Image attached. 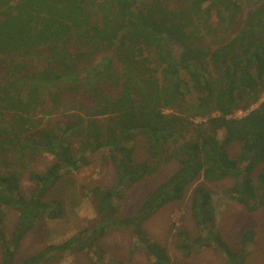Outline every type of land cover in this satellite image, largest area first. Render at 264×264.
Here are the masks:
<instances>
[{
	"label": "trees",
	"instance_id": "16d2710c",
	"mask_svg": "<svg viewBox=\"0 0 264 264\" xmlns=\"http://www.w3.org/2000/svg\"><path fill=\"white\" fill-rule=\"evenodd\" d=\"M96 1L0 0L1 264H13L28 232L64 216L62 200H48V192L97 152L115 173L109 188H88L98 221L20 264L67 251L85 252L95 264H123L105 263L100 246L115 230L130 232L133 253L142 250L150 264H170L144 224L199 177H230L229 200L249 213L264 207V173L252 175L264 161V0H243L251 8L237 21L241 0H101L93 7ZM49 101L57 109L71 105L73 119L44 122ZM237 111L246 114L232 118ZM137 138L147 161H134ZM42 155L52 162L28 173L34 189L23 196L21 179ZM171 160L176 171L133 216H119L125 192ZM9 210L17 220L7 236ZM190 211L199 233L178 232L177 250L191 257L212 249L226 264H243L254 232L243 233L237 252L213 234L212 195L202 185L192 191Z\"/></svg>",
	"mask_w": 264,
	"mask_h": 264
},
{
	"label": "rangeland",
	"instance_id": "374dc122",
	"mask_svg": "<svg viewBox=\"0 0 264 264\" xmlns=\"http://www.w3.org/2000/svg\"><path fill=\"white\" fill-rule=\"evenodd\" d=\"M101 1V0H99ZM99 1L91 3L93 7L99 6ZM243 2L242 11L236 21L251 8V4ZM249 5V6H247ZM235 21V22H236ZM234 29L233 25L231 26ZM232 29L229 28V37L232 36ZM178 52V48L176 49ZM264 100V94L260 100ZM253 105L251 108H255ZM71 105L63 104L57 109L47 102L46 113L42 120L52 123H62L72 120ZM164 110L163 113H168ZM246 111H237L231 117H241ZM193 123H198L196 119ZM133 158L135 162L148 160L146 145L141 138L133 143ZM239 143L232 142L230 154L234 158L239 157ZM89 164L81 167L78 171L64 175L48 192V200L61 199L64 207V216L56 221H44L23 238L20 247L15 253L13 264H20L26 258L44 250L47 246L56 245L71 238L83 228L92 227L98 217L94 211V200L88 194V188L99 186L109 188L114 183V166L103 159L102 152H97L88 157ZM52 162L50 155L40 156L25 172L20 182V191L23 196L28 197L34 189V184L28 179L30 171L42 172ZM178 164L175 160L160 163L155 171L146 178L137 181L128 191L122 200L116 205L119 206V216H133L141 202L147 198L155 188L166 180L176 169ZM264 173V161L252 172L253 177ZM233 184V179L228 177L218 182L203 181L199 177L194 183L187 187L183 198L179 201L170 202L158 210L148 221L144 228L148 236L154 242L163 245L170 257V264H226L224 258L212 249H203L191 257H184L178 250V232H186L190 238L198 235L190 211L191 194L194 187L204 186L212 195V205L215 210L216 221L212 230L213 234L219 237L233 251L241 248V236L247 231H253L254 236L245 249L243 264H264V207L249 213L238 203L229 200L225 191ZM7 233L9 236L17 220V212L8 211ZM210 230L207 229L205 234ZM133 238L128 231L115 230L110 232L100 241V246L105 251V263L112 259L123 264H150L142 250L133 253ZM1 264V258H0ZM40 264H95L85 252L67 251L60 257L49 258L48 261Z\"/></svg>",
	"mask_w": 264,
	"mask_h": 264
}]
</instances>
